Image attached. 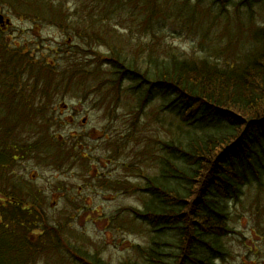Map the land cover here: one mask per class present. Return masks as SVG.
I'll list each match as a JSON object with an SVG mask.
<instances>
[{
	"label": "trees",
	"instance_id": "trees-1",
	"mask_svg": "<svg viewBox=\"0 0 264 264\" xmlns=\"http://www.w3.org/2000/svg\"><path fill=\"white\" fill-rule=\"evenodd\" d=\"M5 1L23 12L35 11L32 6L24 8L28 3L25 0ZM76 1L77 14L69 16L64 12V4L54 5L44 0L38 6L39 17L42 15L39 19L64 29L70 39H83L94 46L107 45L109 56L101 62L106 70L100 69V63L90 67L88 62L80 70L72 67L53 70L54 75L50 73L53 77L48 75L47 84L42 87L43 95L50 91L58 93L66 85L78 91L84 85L100 97L110 87L106 83L112 77V85L119 88L127 85V91L134 94L141 108L146 103L158 102L157 122L164 128L168 126L166 132L170 134L168 140L156 144L158 172L146 176L139 186L145 195L144 204L141 210L131 212L147 237L146 245L139 248V264L227 261L229 251L224 239L232 233V205L247 187L264 185V0H211L202 12L206 23L212 20L230 23L229 15L234 13L240 19L243 17L244 26L252 30L254 42L242 45L239 52H228L226 46L215 47L201 58L168 50L165 58L152 48L138 54L124 44L119 46L114 38L107 41L111 34L108 24L117 19L119 25L129 23L131 30L145 27V32L152 35L173 24L191 28L188 25L194 26L193 20L201 16L197 8L208 0L192 4H189L191 0H99L100 4L85 5V11L80 10L85 1ZM180 16L186 24L175 23ZM239 36L240 31L229 37V43ZM75 47L80 54L79 46ZM0 50L2 58H6L0 67V74L6 75L0 79V97L6 98L7 103V98L13 100L18 95H12L16 88L4 86L5 80L22 75L27 67L18 66L25 60L23 50L13 49L5 42ZM227 52L232 62L214 61ZM250 55L251 59H247ZM44 66L47 64L40 61L39 72H43ZM9 106L12 122L0 128V176H5L6 181L0 191L7 192V188L13 191L7 194L6 202L24 203L28 196L30 201L26 203H45L47 196L41 190L7 174L13 173V168L16 171L20 161L33 158L50 166L63 164L66 150L58 141L60 135L51 132L55 125L48 116L34 142L14 137L13 129L23 126L22 120L33 115H29V104L22 108L11 102ZM33 127L32 124L30 130ZM5 212L4 219L13 218V222L0 223V264L24 262L27 259L24 252L31 247L23 242L27 239L23 234L32 233L36 227H50L49 218L37 210L28 219L15 214L18 210ZM82 258L90 264H107L93 256L82 255Z\"/></svg>",
	"mask_w": 264,
	"mask_h": 264
},
{
	"label": "rangeland",
	"instance_id": "rangeland-1",
	"mask_svg": "<svg viewBox=\"0 0 264 264\" xmlns=\"http://www.w3.org/2000/svg\"><path fill=\"white\" fill-rule=\"evenodd\" d=\"M25 1L28 3L24 8L32 6L35 11L23 12L20 7L0 0V15L4 20L3 25L0 24V48H4L5 42L13 49L23 50L25 60L18 66L27 67L22 75L4 82V86L16 88L12 95L16 93L18 97L14 96V101L7 98V103L6 98L0 97V128L12 122L11 102L22 108L29 104V115L33 117L23 119L24 125L14 128L13 136L34 142L40 125L48 116L55 125L51 132L60 135L58 141L66 150L63 164L50 166L33 158L20 161L15 166L17 170L13 168V173L7 174L9 178L13 175L22 179L47 196V215L52 218L50 227L31 233L27 261L29 264H90L82 258L88 255L107 264L138 263L141 259L137 248L146 245L147 238L140 232L131 211L144 204L145 195L139 189L144 178L158 172L157 142L170 137L166 132L168 126L164 128L157 122L159 103L149 102L141 108L134 94L127 91V85L121 88L112 85V77H108L110 83L106 84L110 87L102 91L100 97L84 85L78 91L62 85L64 89L58 93L50 91L43 95L42 87L47 84L48 75L53 77L50 74L54 75L53 70L57 72L66 67L80 70L85 68L84 62H88L90 67L100 65L105 71L106 65L101 62L107 60L109 47L70 39L64 29L39 19L42 15L39 17L38 6L44 0ZM48 1L54 5L64 4V12L69 16L77 14L76 0ZM84 1L81 11H85V5L100 4L99 0ZM196 1L191 0L189 4ZM210 3L208 0L197 8L201 16L193 20L194 26L188 25L191 28L173 24L160 29L156 35L145 32V27L131 30L129 23L119 25L116 19L108 24L111 34L107 41L114 38L119 46L124 44L138 54L149 48L155 52L158 49L159 55L165 58L167 50L201 58L215 47L226 46L228 52H239L242 45L254 42L252 30L244 26L243 17L240 19L234 13L229 15L230 23L214 20L206 23L202 12ZM212 10L214 14L216 7ZM178 21L175 23L186 24L181 16ZM238 31L241 36L229 43V37ZM75 45L79 46L80 54ZM140 48L143 50L139 51ZM228 52L214 61L232 62ZM2 54L0 50V67L6 59ZM247 59H251V55ZM40 61L47 64L42 73L37 67ZM5 76L0 74V79ZM32 124L34 127L30 130ZM2 184H6L5 176H0V189ZM12 193L10 188L7 192L0 191V201H8L7 194ZM28 201L27 196L23 202ZM230 226L232 233L224 239L230 255L227 262L221 264H264V185L245 189L243 196L232 205ZM49 234L55 237L53 241L49 240Z\"/></svg>",
	"mask_w": 264,
	"mask_h": 264
},
{
	"label": "flooded vegetation",
	"instance_id": "flooded-vegetation-1",
	"mask_svg": "<svg viewBox=\"0 0 264 264\" xmlns=\"http://www.w3.org/2000/svg\"><path fill=\"white\" fill-rule=\"evenodd\" d=\"M1 206L4 207V208H17V209H21L23 212H20L19 214L25 215V214H27L26 210H28L30 208H41V207H44L46 205H42V204H30V203H10V204H2Z\"/></svg>",
	"mask_w": 264,
	"mask_h": 264
},
{
	"label": "water",
	"instance_id": "water-1",
	"mask_svg": "<svg viewBox=\"0 0 264 264\" xmlns=\"http://www.w3.org/2000/svg\"><path fill=\"white\" fill-rule=\"evenodd\" d=\"M2 21H3V17H2V16H0V23H2Z\"/></svg>",
	"mask_w": 264,
	"mask_h": 264
}]
</instances>
